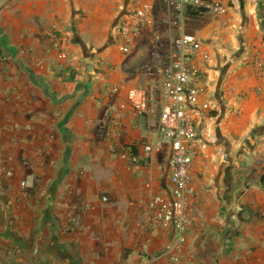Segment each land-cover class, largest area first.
<instances>
[{
  "label": "crops",
  "instance_id": "crops-1",
  "mask_svg": "<svg viewBox=\"0 0 264 264\" xmlns=\"http://www.w3.org/2000/svg\"><path fill=\"white\" fill-rule=\"evenodd\" d=\"M137 1L0 0V50L11 57L0 65V171L13 172L0 177V264H174V230L137 225L149 195L171 193L170 150L141 149L139 166L122 156L158 139L164 106L160 4L131 53L120 50L117 27ZM225 2L227 26L209 5L193 16L191 32L213 54L211 109L197 123L193 169L202 215L189 211L181 264H264V0ZM145 99L151 111L140 115Z\"/></svg>",
  "mask_w": 264,
  "mask_h": 264
},
{
  "label": "built area",
  "instance_id": "built-area-1",
  "mask_svg": "<svg viewBox=\"0 0 264 264\" xmlns=\"http://www.w3.org/2000/svg\"><path fill=\"white\" fill-rule=\"evenodd\" d=\"M158 4H166L177 10L181 19H185L188 7L209 5L220 24L228 25L225 19L228 3L225 0H138L134 12L117 27V33L123 38V43L120 45L123 53H131L133 35L150 26ZM181 30L175 42L174 57L170 65L164 69L156 85L164 101L158 126L159 137L152 143L130 144L122 154L123 157L129 158L139 166L143 164L138 154L141 149L146 154L165 148L170 150L168 165L171 193L149 195L140 208L137 225L147 231L174 230V241L169 252L170 260L174 264H181L185 254L187 234L191 224L190 209L202 215L198 203L193 202L197 198V190L193 183V169L195 159L200 155L203 147L197 133V123L202 111L211 109L209 101L204 99V79L206 66L213 59L211 49L203 40L187 33L185 25ZM49 36L55 40V46L59 47L54 31H51ZM67 57L66 52L60 51L61 60ZM10 59V55L0 50V65L9 62ZM255 67L258 73H262L264 61L257 57ZM112 92L118 93L119 87H113ZM134 108L140 115L151 111V106L146 99L134 104ZM122 127L121 120L116 118L110 134L113 151L117 150L123 139ZM12 176L11 170L0 171L2 178ZM22 186L27 187L25 181L22 182ZM102 200L107 202L109 198L103 196ZM231 217L238 218L236 213H233ZM74 222L75 217H72L67 231L71 230Z\"/></svg>",
  "mask_w": 264,
  "mask_h": 264
},
{
  "label": "rangeland",
  "instance_id": "rangeland-1",
  "mask_svg": "<svg viewBox=\"0 0 264 264\" xmlns=\"http://www.w3.org/2000/svg\"><path fill=\"white\" fill-rule=\"evenodd\" d=\"M161 6V15L164 20H154V24L156 25V33L157 31L161 32V36L163 41L167 42L168 46H166L167 51L164 53V61H163V68L161 71L163 72L166 67H168L173 59V55L175 53V42L177 38L180 36L182 32V26L185 25V30L187 33L193 34L191 32V28L194 24V17L185 13V19H181L177 10L173 9L172 7L166 4H160ZM213 13V12H212ZM164 27V28H163ZM161 52H164L161 50ZM163 74V73H162ZM162 77V75H161ZM160 77V78H161ZM160 78L156 81L159 82Z\"/></svg>",
  "mask_w": 264,
  "mask_h": 264
},
{
  "label": "trees",
  "instance_id": "trees-1",
  "mask_svg": "<svg viewBox=\"0 0 264 264\" xmlns=\"http://www.w3.org/2000/svg\"><path fill=\"white\" fill-rule=\"evenodd\" d=\"M208 1V0H207ZM208 12V8L204 6H199V7H188L187 9V14L191 16H200ZM261 181L264 182V175L261 178Z\"/></svg>",
  "mask_w": 264,
  "mask_h": 264
}]
</instances>
